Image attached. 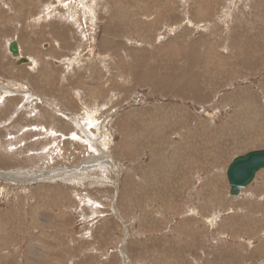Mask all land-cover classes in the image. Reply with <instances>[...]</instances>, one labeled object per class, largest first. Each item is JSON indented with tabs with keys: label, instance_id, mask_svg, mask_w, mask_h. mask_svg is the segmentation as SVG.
Listing matches in <instances>:
<instances>
[{
	"label": "rangeland",
	"instance_id": "374dc122",
	"mask_svg": "<svg viewBox=\"0 0 264 264\" xmlns=\"http://www.w3.org/2000/svg\"><path fill=\"white\" fill-rule=\"evenodd\" d=\"M262 148L264 0H0V264H264Z\"/></svg>",
	"mask_w": 264,
	"mask_h": 264
},
{
	"label": "water",
	"instance_id": "95a60500",
	"mask_svg": "<svg viewBox=\"0 0 264 264\" xmlns=\"http://www.w3.org/2000/svg\"><path fill=\"white\" fill-rule=\"evenodd\" d=\"M9 50L17 63L30 62L29 57L20 56L21 51L17 40L9 43ZM264 168V148L251 150L245 154L236 156L228 170L227 177L230 184V194L238 196L241 190L253 182L257 172Z\"/></svg>",
	"mask_w": 264,
	"mask_h": 264
},
{
	"label": "bare ground",
	"instance_id": "6f19581e",
	"mask_svg": "<svg viewBox=\"0 0 264 264\" xmlns=\"http://www.w3.org/2000/svg\"><path fill=\"white\" fill-rule=\"evenodd\" d=\"M20 56H22V54H20ZM22 57H24V56H22ZM190 80V79H189ZM255 112V111H254ZM263 125V124H262ZM240 137V136H239ZM238 141V140H237ZM177 149V148H176ZM165 164V163H164ZM164 166V165H163ZM0 176H7V177H10L9 176V174H7V175H0Z\"/></svg>",
	"mask_w": 264,
	"mask_h": 264
}]
</instances>
